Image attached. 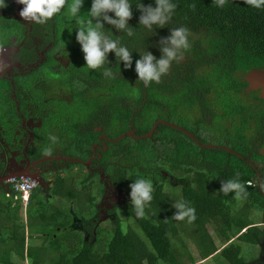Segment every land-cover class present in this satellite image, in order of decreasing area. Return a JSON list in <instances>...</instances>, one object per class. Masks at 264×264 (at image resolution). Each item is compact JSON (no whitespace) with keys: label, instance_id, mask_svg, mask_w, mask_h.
Here are the masks:
<instances>
[{"label":"trees","instance_id":"16d2710c","mask_svg":"<svg viewBox=\"0 0 264 264\" xmlns=\"http://www.w3.org/2000/svg\"><path fill=\"white\" fill-rule=\"evenodd\" d=\"M129 2L133 16L128 23L133 35L106 23L101 31L132 51L130 68L125 69L111 52L101 68L90 70L85 65L75 39V27L90 20L91 0H84L78 20L68 22L62 10L50 18L46 27L49 29L51 22L55 24L49 39L56 47H66L63 50L68 51L69 65L58 71L52 67L56 62L49 55L41 68L24 76L16 74L14 82L18 89L28 92L44 74L51 86L68 88L72 101L50 100L55 104L52 108L50 103L52 111L47 121L37 127L36 139L46 140L45 128L55 130L57 141L64 145L61 154H68L69 145L79 142L78 156L84 155L85 160L86 154L95 156L92 145L100 142V136H106L103 140L108 148L95 156L92 166L102 163L119 186L130 185L138 178L150 179L153 200L143 217L126 207L130 202L119 209L122 217L116 210L109 225L110 235L104 241L98 240L99 225L95 219L82 217L76 208L71 214H51L46 208L49 202L59 206L63 199L72 204L81 200L77 181L82 182V190L95 186L90 184L91 176L86 177L87 171L76 174L81 166L78 161H69V165L58 168L57 174L49 170L47 176L51 178L44 177L50 179V188L47 195H39L43 208L37 214V223L30 219V207L35 208L34 194L27 206L30 227L42 231L39 237L35 232L26 233L17 205L9 207L8 202L3 208L7 198L5 193L0 194V264H185L181 261L183 256L194 264L187 245L178 244L175 239L178 224L187 230V235L196 233L192 238L203 260L222 247H216L208 233V226H212L215 235L223 239L219 253L228 264H264V223L260 224L264 222V153L260 152L264 149V95L249 89L247 77L253 70L264 72V6L253 7L249 0H224L222 5L219 0H172L176 8L171 19L163 28L154 25V31H149L138 23L141 13L136 5L154 7V0ZM179 27L189 33V48L183 50L182 59L173 61L159 82L145 84L138 80L134 69L139 54L146 50L159 59L160 39ZM105 70L111 75L104 76ZM7 81L8 85L0 87L8 89L11 84ZM31 92L32 99L38 96L37 90ZM39 96L35 99L48 95ZM60 102L66 103L69 110ZM5 105L1 103L0 111ZM58 114L66 117L68 139L62 135V124L52 120ZM12 120L11 115L8 122L2 123L9 153L15 151L9 130ZM231 131L236 136L227 133ZM215 133L222 136V141L214 137ZM120 135L123 136L115 141ZM227 138L230 142H225ZM21 162L18 152L16 163ZM237 174L240 182L246 184L248 195L244 199L219 192L221 181L235 179ZM16 195L19 192L11 189L9 197ZM91 198L95 203L93 194ZM91 198L85 196L87 200ZM177 201H185L195 209L196 219L190 222L191 227L188 224L190 231L172 217L176 212L172 204ZM237 201L242 205L238 206ZM250 208L263 211L260 222L250 219ZM94 210L92 206L88 213ZM132 218L137 229L131 225ZM45 228L51 230L44 231ZM67 234H78V241L68 240ZM237 234L236 240L233 237ZM239 240L257 246L256 258L246 262L240 257Z\"/></svg>","mask_w":264,"mask_h":264},{"label":"flooded vegetation","instance_id":"af4514ba","mask_svg":"<svg viewBox=\"0 0 264 264\" xmlns=\"http://www.w3.org/2000/svg\"><path fill=\"white\" fill-rule=\"evenodd\" d=\"M22 8L23 5L19 4L17 0H3V3H0V84L8 85L7 80L11 84L8 89L0 87L2 91L0 102L6 104L5 108L0 111V191L6 188L4 183L6 177L17 175L18 170L27 168L30 173H37L33 176L35 178L48 177L49 170H53L57 174L58 168L69 165L67 162L78 161L84 172H88L85 174L86 177L98 176L95 192L98 194L99 202L98 200L95 202L93 220L102 221L107 218L114 220L113 214H116V210L126 208L125 201L121 199V189L119 185L113 183L109 176L110 173H105L106 168L102 163H97L98 167H93L91 162L95 156L106 149L107 145L103 140L106 136H100V142L92 145L95 156L86 154L85 160H83L84 155L78 156L79 152L75 155L61 154L64 145L57 141L55 130L45 128L44 137L46 140L36 139L37 127H41V124L50 116L52 109L48 104L51 101L42 103V98L33 104L31 101L35 99L30 97L31 90L35 93L37 90L38 96H34V98L40 97L39 94H44L49 84L45 81L46 76L41 73L43 78L39 79L37 85L34 83L28 92H23V89H18L17 83L15 84L14 76L16 74L24 76L27 72L41 68L47 62L49 55H52V60L56 62L52 64V67L58 71L62 70L61 65L58 64L57 56L61 55L62 58L66 53H62L63 48L56 47L49 39V37L51 38L49 34L55 31V24L51 22L50 28L46 29L50 19L42 24L23 20L19 15ZM53 47L54 50H52ZM25 81L29 82L28 79ZM38 86L40 87L38 88ZM58 89L61 91V87ZM57 101L60 100L57 99ZM11 115L13 120L9 130L13 133L12 146L15 151L9 153L6 149L7 135L4 133L2 123L8 122ZM18 144L20 150H17ZM52 146L54 148H50ZM18 152L22 155L21 163H16ZM262 244L264 245V243Z\"/></svg>","mask_w":264,"mask_h":264},{"label":"clouds","instance_id":"9594fccd","mask_svg":"<svg viewBox=\"0 0 264 264\" xmlns=\"http://www.w3.org/2000/svg\"><path fill=\"white\" fill-rule=\"evenodd\" d=\"M17 2L23 5L19 13L23 20L42 24L56 14L61 13L62 10L65 12L68 22L78 20L84 0H71V3H69V0H17ZM0 3H3V0H0ZM219 3L222 5L224 0H219ZM249 3L256 8L264 6V0H249ZM154 4V7L151 4L145 6L139 3L136 5V8L141 13L138 23L149 31H154V25L163 28L171 19L176 8L172 0H154ZM109 13L112 15H109ZM88 14L90 20L81 22L79 26L75 27L77 29L75 39L80 45L85 65L90 70L101 68L106 61L108 62L107 56L111 52L119 62H123L125 69L130 68L133 64L132 51H129L125 46H119L117 40L110 39L101 31L106 23L113 26L119 32H126L128 36L133 35L132 27L128 23L133 16L132 5L129 0H91ZM93 21H95L94 25ZM188 35V30L184 27L170 30L169 35L162 37L159 41V51L161 53L159 59L146 50L142 54H139V59L135 60L134 69L138 80L143 81L145 84L159 82L160 78L168 72L171 63L182 59L183 50L189 48ZM103 75L106 77L110 76L111 72L105 70ZM105 173L109 174V171ZM10 177L26 178L33 183V186L27 192L20 191L19 195L9 197V193L13 189L7 182ZM4 183L6 184V188L1 190L0 194L2 192L5 193L8 200L6 199L3 203V208L5 203L8 202L10 203L9 207L17 205L18 212L23 215V219L28 217L27 206L32 194L37 199L41 193L45 195L48 193L49 184L43 176L35 178L18 174L10 175L6 177ZM119 187L121 189V199L125 201L126 205L130 202L137 217H143L146 207L153 200L152 181L148 178L136 179L129 185V196H127L125 185ZM219 192L226 196L229 193H233L237 199H244L248 195L246 184L240 182L238 174L235 179L221 181ZM34 206L37 214L43 208L41 205H36V200ZM172 207L176 209V212L172 216L174 219L183 221L187 218L189 222L196 219L195 209L190 207L187 202L177 201L172 204ZM104 220L99 221L98 225L101 226L100 223L105 222ZM78 229H80L79 225ZM48 230L50 231L51 229L49 228Z\"/></svg>","mask_w":264,"mask_h":264},{"label":"rangeland","instance_id":"374dc122","mask_svg":"<svg viewBox=\"0 0 264 264\" xmlns=\"http://www.w3.org/2000/svg\"><path fill=\"white\" fill-rule=\"evenodd\" d=\"M63 48H66V47L64 46ZM63 51L65 53H68L67 49H65ZM60 56H57L58 57V62H59L58 64L61 65V67L68 66L69 63H70V60H69L70 57L67 54H64L63 55L64 57H62V58ZM56 60H57V58H56ZM247 77L249 78V81H250L249 88L253 89V90H261V93L264 95V72L261 71V70H253L252 72H250L248 74ZM61 88L62 89L60 91L59 90L60 88L58 89V86H51L49 84V87L46 89V92H45L46 95H48V96H46L45 98H42V100H41L42 103H46V102H48L50 100H56L57 101V99H59V100L67 99L69 102H71L72 99H71V95H70L69 89L68 88H63V87H61ZM37 100L38 99H35L34 101H31V102L33 104H35L37 102ZM50 103H51L52 108H53V106H54L53 104H55V103L54 102H49L48 104H50ZM57 103H58V101H57ZM59 104L69 110V107H68V105L66 103L60 102ZM59 108H61V107H59ZM0 110H1V103H0ZM54 117L55 118H53L52 120L54 122H59V125L62 124L60 126L62 135H64L65 138L68 139L69 135L67 136L68 132L65 130V126H64V122H65V119H66L65 115L63 116V114H58V115H55ZM46 121L47 120H45V122ZM71 122L72 121L70 120V124H71ZM227 133L229 135H231V137L236 136V133L233 132V131L227 132ZM122 136L123 135H120L119 137H117L115 139V141L118 138L122 137ZM214 137L217 138V139H220L222 141V136L218 135L217 133L214 134ZM229 137L230 136H228V138ZM228 138L225 139V142L228 140ZM238 144H241L242 147L245 146L242 143H238ZM111 147L112 146L109 145V148H111ZM50 148H54V146H52ZM68 148H69L68 149V153L75 155V154H78V152H79L80 144H79V142H76V143H73V144L69 145ZM107 148H108V145H107L106 149ZM106 149L104 150V152L106 151ZM260 152L264 153V149L260 150ZM239 155H241V154H239ZM82 173H83V168H82V165H81V166L78 167V169H76V174L78 176H80ZM163 173H165L164 170H163ZM76 178L77 177H75L74 179L75 180H79L78 178L77 179ZM170 178H172V176L169 177V179ZM89 180H90V184L91 185H95L94 187H91V189L86 187V188H84L82 190V182H78L77 181L75 183L76 188L78 190H80L79 193L78 192L77 193L82 198L81 200H75V201H73V204H72V202L69 199H63L61 202H62V208L64 209L66 214H71L73 212V209L76 208L77 210H79V212L82 215V217H85L89 221H92L93 220V215L91 217L90 213H88V211L91 209L92 206H94V208H95V203L92 201L91 195L93 194L95 196V199L98 200V202H99V198H98V194L95 192L96 186H97V179L95 178V176H91ZM125 186H126L125 190L127 192V196H129V192H130L129 184H125ZM85 196H87L89 199L91 198V201L85 199ZM236 203L239 206L241 202L237 201ZM126 207H132V206L130 205V206H126ZM117 214L120 217H122V215H123V213L121 211H119V210L117 211ZM248 214H249V217H250V219L252 221L260 222L261 219H262V216H263V211L255 209V208H250V210L248 211ZM30 216H31L30 219L32 220V222L34 224L38 222L37 210L34 207H30ZM104 221L105 222H103L102 224L100 223L101 227L99 226L98 231H97V237H96L98 240L100 239V240H103V241L106 239V237H108L110 235L111 228H110L109 225L112 222V219L111 218H107ZM134 221H135L134 218H132L131 219V225L135 229H137ZM182 222L186 226V228L190 231L191 228L188 227V224L191 227V223L187 220V218H185ZM24 223H25V227H26V233H28V234H32L33 232L42 233V231L40 229L31 228L30 227V222L28 220V217L24 218ZM260 223L263 224L264 222H260ZM122 227H123V223H122ZM178 227H179V234H178V236L175 237V239L178 242V244L185 243L187 245V247H188L187 249L190 251L191 255L193 256V260L192 261L194 262V264H228L227 261L221 256V253H219L220 249L223 247V245H222L223 239H221V237H217L215 235V232L213 231L214 229H213L212 226H208V233L210 235H212V237L214 239L215 246L216 247H221L222 246V247L219 248L218 249L219 251L215 252L213 254V256H210V257L206 258V260L201 259L202 255H201L198 247H196L195 244H194L195 239L192 238V236L194 237L196 235V233L189 232V234L187 235L186 234L187 230L183 229V227L180 224H178ZM44 231H49V230L47 228H45ZM34 235L39 237L42 234L34 233ZM238 235L239 234H237L233 238H236ZM63 236H65V235H63ZM141 236L143 237L144 240L148 241L145 236H143V235H141ZM67 237H68V240L74 239V240L78 241V239H79V235L78 234L77 235H75V234H67ZM236 240H237V238H236ZM237 242L242 245V251L240 253V255H241L240 257L244 261L248 262V261H250L251 258H254L255 256L258 255L259 249L254 244H250V243H247V242H244V241H241V240H239ZM97 246H100V245H97ZM36 247L37 246L34 245V248H36ZM181 261L185 262V264H192V262H189V257H187V256H183V258H181ZM25 264H27V261H25Z\"/></svg>","mask_w":264,"mask_h":264},{"label":"built area","instance_id":"2783aa9c","mask_svg":"<svg viewBox=\"0 0 264 264\" xmlns=\"http://www.w3.org/2000/svg\"><path fill=\"white\" fill-rule=\"evenodd\" d=\"M7 182L14 190L18 192H27L33 186V183L26 178L10 177Z\"/></svg>","mask_w":264,"mask_h":264},{"label":"crops","instance_id":"0c3cea01","mask_svg":"<svg viewBox=\"0 0 264 264\" xmlns=\"http://www.w3.org/2000/svg\"><path fill=\"white\" fill-rule=\"evenodd\" d=\"M19 147H20V145H19ZM17 155L18 154H16V156ZM49 178H51V177H49ZM49 178L47 179L48 184H49L48 185V189L50 188V179ZM36 205H38V206L41 205V201H40L39 198L36 199ZM46 208L48 209L49 212H52L51 214L62 213V211L65 212L64 209L62 208V204L58 206V205H56L54 203L52 204V203L49 202V204L47 205ZM90 214H93V213H90Z\"/></svg>","mask_w":264,"mask_h":264},{"label":"water","instance_id":"95a60500","mask_svg":"<svg viewBox=\"0 0 264 264\" xmlns=\"http://www.w3.org/2000/svg\"><path fill=\"white\" fill-rule=\"evenodd\" d=\"M17 173H18V175H23L25 177H28V176H30V177L32 176L33 177V176H35V174L37 175V173H30V171H28L27 168H24V170H18Z\"/></svg>","mask_w":264,"mask_h":264}]
</instances>
